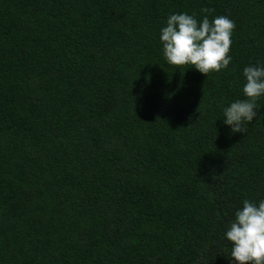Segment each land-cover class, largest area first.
<instances>
[{"label":"trees","instance_id":"trees-1","mask_svg":"<svg viewBox=\"0 0 264 264\" xmlns=\"http://www.w3.org/2000/svg\"><path fill=\"white\" fill-rule=\"evenodd\" d=\"M214 9L204 13L202 8ZM235 22L207 77L163 57L169 15ZM264 0H0V264H232L225 233L264 199Z\"/></svg>","mask_w":264,"mask_h":264},{"label":"clouds","instance_id":"clouds-1","mask_svg":"<svg viewBox=\"0 0 264 264\" xmlns=\"http://www.w3.org/2000/svg\"><path fill=\"white\" fill-rule=\"evenodd\" d=\"M201 11L211 13L214 9L205 7ZM235 27V22L226 15L211 20L206 15L198 21L195 14L173 13L160 31L163 57L171 66L192 67L207 77L230 64ZM243 76L244 99H237L223 109V123L231 127L232 133H246L243 124L253 121L259 107L257 101L264 96V65L244 67ZM225 236L232 245L228 257L232 264H264V199L258 203L243 200Z\"/></svg>","mask_w":264,"mask_h":264}]
</instances>
